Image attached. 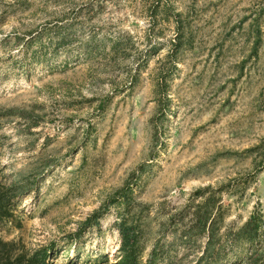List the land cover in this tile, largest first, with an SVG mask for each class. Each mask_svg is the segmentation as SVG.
<instances>
[{"label": "rangeland", "instance_id": "rangeland-1", "mask_svg": "<svg viewBox=\"0 0 264 264\" xmlns=\"http://www.w3.org/2000/svg\"><path fill=\"white\" fill-rule=\"evenodd\" d=\"M0 192L54 264H264V0H0Z\"/></svg>", "mask_w": 264, "mask_h": 264}, {"label": "trees", "instance_id": "trees-1", "mask_svg": "<svg viewBox=\"0 0 264 264\" xmlns=\"http://www.w3.org/2000/svg\"><path fill=\"white\" fill-rule=\"evenodd\" d=\"M120 198L127 199L128 190L121 191ZM112 200L111 202H113ZM207 201V200H206ZM206 201H203L206 205ZM7 202L8 199L3 192H0V221L5 219L7 215ZM110 202V203H111ZM104 208L100 207L92 214L94 221L90 223V218L84 223L87 226L97 225V218L104 212ZM192 222H197L200 225L202 233L206 234V243L203 249V255L197 260V263L204 260L206 257L213 255L217 252L215 249L214 240V223L209 217L199 216L195 217ZM116 230L119 236V245L117 247V260L116 264H155V251L152 250L145 258L142 255V248L138 238V227L132 221L120 218L115 224ZM255 216H250L249 220L237 231L238 238L243 236L247 242H253L255 240ZM53 247L40 246L36 249H28L21 239L7 240L0 236V264H54L52 261ZM65 259L69 260V256L66 254ZM196 263V264H197ZM66 264H73L72 262H66Z\"/></svg>", "mask_w": 264, "mask_h": 264}]
</instances>
